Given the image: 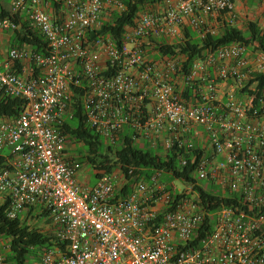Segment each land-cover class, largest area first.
I'll return each instance as SVG.
<instances>
[{"label": "built area", "instance_id": "obj_1", "mask_svg": "<svg viewBox=\"0 0 264 264\" xmlns=\"http://www.w3.org/2000/svg\"><path fill=\"white\" fill-rule=\"evenodd\" d=\"M123 10L122 0L11 1L0 32L17 29L13 18L25 14L50 52L12 47L0 58V96L27 102L17 116L0 117V201L9 202L11 219L32 208L46 212L68 243L67 253L46 250L40 264H264V91L236 94L264 73V51L251 68L250 47L231 44L186 72L180 59L147 54L154 41L183 39L187 28L200 38L218 35L237 21L235 0H162L138 14L120 44L111 36L90 39ZM228 83L233 89L222 94ZM194 85L196 102L184 97ZM75 89L106 143L129 135L158 152L176 150L183 166L198 157L196 182L158 170L118 196L127 180L115 170L92 188L79 184L82 164L68 155L64 129L75 116ZM201 190L237 200L210 212ZM207 217L210 232L188 246ZM0 264H8L1 251Z\"/></svg>", "mask_w": 264, "mask_h": 264}, {"label": "trees", "instance_id": "obj_2", "mask_svg": "<svg viewBox=\"0 0 264 264\" xmlns=\"http://www.w3.org/2000/svg\"><path fill=\"white\" fill-rule=\"evenodd\" d=\"M125 4V10L122 12L111 13L102 23L98 30H94L90 34V39L97 36H111L116 39L117 43L123 39L126 30L135 25L138 14L142 11H154L157 4L162 0H122ZM10 6L2 3L0 0V19L12 17ZM58 6L53 5L52 9ZM26 15L17 16L14 19L19 26L13 32L11 40L12 47H29L34 53L47 56L50 49L47 40L33 29L25 19ZM248 29L244 31L242 28L232 25H222L218 35H207L200 38L197 33L187 28L183 39L172 44L166 39L154 41L155 48L158 50L162 59H180L178 68L188 71L193 68L194 64L202 61L210 52L235 43H241L248 47L258 44L261 51H264V31L256 22H249ZM21 68V65L18 66ZM35 73H38L35 70ZM257 82L255 88L253 84ZM197 85L185 87V98H194L196 102L197 96L193 94ZM264 91V73L256 74L254 78L248 80L246 86L240 90L242 95H257ZM82 91L74 90L73 106L75 108V116L68 122L64 129L68 135V140L81 147H77L80 154L78 158L72 157L80 164H88L95 172L96 179L105 173H112L115 170H121L126 178V183L122 189L117 191L118 196H124L133 184L139 180H148L156 171L164 170L173 174V178L182 179L187 183L196 182L195 165L196 160H192L190 156L186 166L181 165L179 152L172 150L167 153L158 152L150 149L148 144L141 146L129 135H124L115 145L106 143L101 136L90 127L87 122L85 112L81 106ZM27 102L21 98H7L0 96V117H15L25 108ZM5 159L0 157V169L4 167ZM199 189H201L199 187ZM202 197L206 204L207 210L216 211L221 207H229L236 200L234 195H215L209 191L201 190ZM9 202L0 201V237L8 240L7 251L2 252L8 264H26L29 259L33 258L39 262L42 254L49 249H56L62 253H67V242L58 237L55 227L48 231L38 225H33L30 219H37L40 222L51 223L46 212L41 213L40 209L32 208L24 217L11 219L8 215ZM212 226L211 219L206 218L202 228L197 232L198 238L190 242L188 246L196 245L199 240L210 232Z\"/></svg>", "mask_w": 264, "mask_h": 264}, {"label": "rangeland", "instance_id": "obj_3", "mask_svg": "<svg viewBox=\"0 0 264 264\" xmlns=\"http://www.w3.org/2000/svg\"><path fill=\"white\" fill-rule=\"evenodd\" d=\"M2 3H5V0H2ZM243 10L244 13L242 16L238 15L237 21L235 22V26H238L242 28L244 31H246L248 28L249 22H256L260 28L264 31V0H244L243 2ZM7 4L10 6L11 0H7ZM179 39L172 40L170 43L174 44L178 42ZM259 45L256 44L255 46L250 47V53L255 55L257 52L261 51V49L258 47ZM147 54L150 58H154V56H158L159 52L155 47L148 48ZM181 61V60H180ZM233 88L227 86L221 87V93H227L228 91L232 90ZM237 96H240V90H237L236 92ZM243 96V95H242ZM77 147H81V144H77L73 141H69V150H72V157L78 158L80 154L77 152ZM82 169L87 175L90 176L91 181L94 183L96 180L95 172L91 169V167L88 164H82ZM177 185L180 186L181 183L176 181ZM123 186V181H120L118 183V190ZM31 224L38 225L40 227L46 228L48 225L45 223V221L40 222L37 219H30ZM26 264H38L37 261H35L33 258L29 259Z\"/></svg>", "mask_w": 264, "mask_h": 264}, {"label": "crops", "instance_id": "obj_4", "mask_svg": "<svg viewBox=\"0 0 264 264\" xmlns=\"http://www.w3.org/2000/svg\"><path fill=\"white\" fill-rule=\"evenodd\" d=\"M235 1H236V6H237V13H238V15L242 16L244 13L243 6H242L243 3L240 0H235ZM50 11L53 12L54 9L50 8ZM12 35H13V32L11 30L0 32V58L1 59H4L7 56V53L9 51V49L11 48ZM153 59L160 61L162 58L160 55H158V56H154ZM248 60H249V64H250L251 68H256V54L253 55L252 53L249 52ZM228 85L231 87V83H228ZM224 86H226V85H224ZM68 155L69 156L72 155L71 149L68 150ZM78 182H79V184H81L84 187L92 188L96 185L97 179L93 183L90 179V176L87 175V173H85L82 169L81 172L78 174ZM47 225L48 226L45 228L46 231H48L52 228L51 223H48ZM52 230H53V228H52ZM55 232H56V228H55ZM7 244H8V240L0 237V251L1 252L7 251ZM38 264H40V261L38 262Z\"/></svg>", "mask_w": 264, "mask_h": 264}]
</instances>
